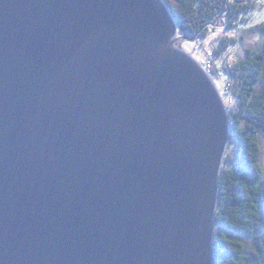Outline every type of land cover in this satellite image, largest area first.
I'll return each instance as SVG.
<instances>
[{"label":"water","instance_id":"obj_1","mask_svg":"<svg viewBox=\"0 0 264 264\" xmlns=\"http://www.w3.org/2000/svg\"><path fill=\"white\" fill-rule=\"evenodd\" d=\"M164 0H0V264H217L231 121Z\"/></svg>","mask_w":264,"mask_h":264},{"label":"trees","instance_id":"obj_2","mask_svg":"<svg viewBox=\"0 0 264 264\" xmlns=\"http://www.w3.org/2000/svg\"><path fill=\"white\" fill-rule=\"evenodd\" d=\"M164 1L181 32L195 35L200 41L206 39L221 16L226 29L235 31L242 22L254 20L264 6V0ZM250 29L261 33L263 38L257 48L246 47L245 56L234 63L218 65L207 45L210 54L195 58L210 63L209 74L217 75L219 70L225 75L226 70L237 87L234 92L237 107L229 111L230 140L235 150L222 164L215 218L217 264H264V165L260 140L264 134V20ZM237 43L239 40L234 36L222 38L215 49L217 57ZM204 67L207 69V64ZM210 76L214 77L213 73Z\"/></svg>","mask_w":264,"mask_h":264},{"label":"rangeland","instance_id":"obj_3","mask_svg":"<svg viewBox=\"0 0 264 264\" xmlns=\"http://www.w3.org/2000/svg\"><path fill=\"white\" fill-rule=\"evenodd\" d=\"M223 18L224 17L221 16L216 21L214 25L215 28H213L212 31H210L208 35L205 37L206 39L202 41L198 40L195 35H185V33L181 32L180 28H178V33H177L178 40L176 42V46L178 48L184 49L186 52L190 53L194 58L199 59L203 56V54L207 55L208 53V50H206V45H207V47L209 48V52L213 53L211 54L218 65L234 63L236 59H240L241 57L245 56L246 47L257 48L258 44L261 42L263 38V35L257 31L251 30L250 27L264 20V6H261V8L257 11L254 20L245 23L242 22L240 27L235 31L233 30L229 31L226 29L225 24L223 22ZM228 36L236 37L239 40V43L233 44L228 51L224 52L221 56L217 57V54L215 53V49L217 48V46L221 44L222 38ZM195 41L197 42L196 44L197 46L195 45ZM199 63L201 64V61H199ZM212 73L215 79L214 77L212 76L211 77L221 92V95L227 106L228 112L234 110L237 107V100L234 96L235 94L234 92L237 89V87L234 79L231 78L230 74L226 70H225V75L224 73L222 74L221 71L219 70L217 75L214 72ZM212 73L210 72V75H212ZM260 140L262 145L261 162L264 165V134H261ZM234 150H235L234 142L229 139L224 160L227 159L228 161L229 155L233 154ZM224 160H223V164H226L224 163Z\"/></svg>","mask_w":264,"mask_h":264},{"label":"built area","instance_id":"obj_4","mask_svg":"<svg viewBox=\"0 0 264 264\" xmlns=\"http://www.w3.org/2000/svg\"><path fill=\"white\" fill-rule=\"evenodd\" d=\"M197 38V37H196ZM198 40H201V39H198ZM204 64H207V69H205V67H204ZM201 65L203 66V68L207 71V72H209V71H211V70H209V69H211V65H210V63H207V62H205V61H201ZM220 73V72H219ZM221 73L223 74V72L221 71Z\"/></svg>","mask_w":264,"mask_h":264},{"label":"clouds","instance_id":"obj_5","mask_svg":"<svg viewBox=\"0 0 264 264\" xmlns=\"http://www.w3.org/2000/svg\"><path fill=\"white\" fill-rule=\"evenodd\" d=\"M218 77V76H217Z\"/></svg>","mask_w":264,"mask_h":264}]
</instances>
